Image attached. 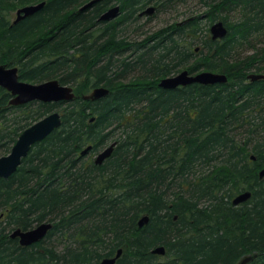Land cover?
Instances as JSON below:
<instances>
[{"label":"trees","instance_id":"trees-1","mask_svg":"<svg viewBox=\"0 0 264 264\" xmlns=\"http://www.w3.org/2000/svg\"><path fill=\"white\" fill-rule=\"evenodd\" d=\"M42 1L13 25L14 4ZM90 1L0 0V65L75 92L70 102L15 107L0 87V157L25 129L62 115V126L0 179V264H99L119 249L116 264H237L251 254V264H264V80L248 78L264 74V0H198L202 11L139 40L141 12L155 6V17L187 0H100L81 10ZM115 6L121 16L101 21ZM218 21L230 32L213 41ZM183 70L228 82L159 87ZM97 87L110 94L85 100ZM114 141L102 165L80 155ZM246 191L252 197L233 206ZM44 222L54 226L37 244L10 237ZM159 246L163 257L152 253Z\"/></svg>","mask_w":264,"mask_h":264},{"label":"water","instance_id":"water-1","mask_svg":"<svg viewBox=\"0 0 264 264\" xmlns=\"http://www.w3.org/2000/svg\"><path fill=\"white\" fill-rule=\"evenodd\" d=\"M100 0H91L85 4L81 10L92 7ZM46 5V1L26 5L17 10V18L14 24L35 15L42 10ZM156 11L155 6H150L140 13L141 16L153 15ZM120 6H115L106 11L100 18L101 21L109 22L114 20L120 15ZM211 39L213 41L224 40L229 36V28L223 21H218L209 29ZM251 81L264 80V74L253 73L248 77ZM228 82V76L223 73L213 71H201L199 73H190L188 70L162 78L159 81V87L166 90L177 89L178 87H186L192 84L201 85H215L225 84ZM0 87L7 90L13 96L10 104L13 106H22L30 102H44V103H59L70 102L75 98L74 88L69 85H63L59 80L53 79L43 83L35 84L20 80L19 69L16 67H8L7 65H0ZM110 94V90L105 87L94 88L89 94L84 96L85 100H99ZM94 121V118L91 119ZM62 126V115L59 112H52L47 116L34 123L32 126L24 130L18 137L16 143L12 147L8 155L0 157V179H8L15 174L21 166L24 159L27 158L32 148L47 139L56 130ZM117 142H113L106 147L97 156L95 163L102 165L108 158H110L115 150ZM92 147H89L82 152L84 155ZM254 159V157H252ZM260 179H264V168L259 172ZM252 197L251 191H246L239 194L233 200V205L237 206L241 203L247 202ZM149 222V217L144 216L139 221V227L142 228ZM53 223L44 222L30 230L17 229L12 234V238H19L20 244L24 247L31 246L42 241L53 228ZM166 252L165 247L159 246L152 250L153 254L164 255ZM123 250H118L114 257L105 258L99 264H116L121 257ZM258 257L257 254L249 255L240 260L238 264H250Z\"/></svg>","mask_w":264,"mask_h":264},{"label":"rangeland","instance_id":"rangeland-1","mask_svg":"<svg viewBox=\"0 0 264 264\" xmlns=\"http://www.w3.org/2000/svg\"><path fill=\"white\" fill-rule=\"evenodd\" d=\"M198 0H187L186 3L178 7L176 11H169V12H159L153 19L150 21L147 20L148 16L142 18L139 22V25L133 29L135 33V37L137 40L143 39L145 35L151 34L152 32L158 31L165 26H169L173 23H178L184 20L185 14H189V9L192 10V13L202 11L201 4L199 5ZM22 5L14 4L12 7V14L13 19L16 18L17 10L22 8ZM229 21L234 22L237 18L236 14H231L229 17ZM134 36V35H132ZM92 157V156H91ZM89 157V158H91Z\"/></svg>","mask_w":264,"mask_h":264},{"label":"bare ground","instance_id":"bare-ground-1","mask_svg":"<svg viewBox=\"0 0 264 264\" xmlns=\"http://www.w3.org/2000/svg\"><path fill=\"white\" fill-rule=\"evenodd\" d=\"M42 2H44V1H42ZM39 3H41V2H39ZM46 3H47V2H46ZM37 4H38V3H37ZM24 6H26V5H24ZM24 6H23V7H24ZM18 10H19V9H18ZM31 17H32V16H31ZM16 18H17V15H16ZM16 18L13 19V25H16V24H14V21L16 20ZM4 65H7L8 67H16V68H18L17 66H13V65H10V64H4ZM18 69H19V68H18ZM57 80H58V79H57ZM26 82H27V81H26ZM44 82H45V81H44ZM30 83H31V82H30ZM41 83H43V82H41ZM60 83H61V82H60ZM35 84H39V83H35ZM178 88H180V87H178ZM173 90H174V89H173ZM12 97H13V96H12ZM10 102H11V101H10ZM10 105H11V104H10ZM12 106H13V105H12ZM22 106H23V105H22ZM15 107H16V106H15ZM92 118L95 119V117H92ZM92 118H91V119H92ZM37 122H38V121H37ZM91 122H92V121H91ZM31 126H32V125H31ZM28 128H29V127H28ZM25 130H26V129H25ZM20 135H21V134H20ZM20 135H19V136H20ZM16 141H17V140H16ZM114 142H117V141H114ZM15 143H16V142H15ZM40 143H41V142H40ZM112 143H113V142H112ZM112 143H110L109 145H111ZM38 144H39V143H38ZM117 144H118V142H117ZM36 145H37V144H36ZM109 145H108V146H109ZM13 146H14V145H13ZM13 146H12V147H13ZM108 146H106V147H108ZM116 146H117V145H116ZM89 147H92L91 150H89L87 153H85V154L83 155L82 152L85 151L86 149H88ZM106 147H104V148H103L102 150H100L99 152L91 153V151H92V149H93V146L90 145V146L86 147L84 150H82L81 153H80V155H81V156H89V157L92 156L91 158H93V159H94V162H95V160H96L97 156L99 155V153H100L101 151H103ZM115 148H116V147H115ZM11 149H12V148H11ZM32 149H33V148H32ZM10 151H11V150H10ZM31 151H32V150H31ZM31 151H30V152H31ZM114 151H115V150H114ZM9 153H10V152H9ZM9 153H8V154H9ZM113 153H114V152H113ZM8 154H7V155H8ZM29 154H30V153H29ZM112 155H113V154H112ZM4 156H5V155H4ZM27 157H28V156H27ZM108 159H109V158H108ZM108 159H107V160H108ZM254 159H255V157H254ZM254 159H252V160H254ZM24 160H25V159H24ZM24 160H23V161H24ZM22 163H23V162H22ZM95 164H96V163H95ZM21 165H22V164H21ZM96 165H97V164H96ZM18 169H19V168H18ZM17 171H18V170H17ZM259 172H260V171H259ZM259 178H260V177H259ZM261 180H264V179H261ZM237 196H238V195H237ZM234 199H235V198H233V200H234ZM233 200H232V205H233ZM244 203H245V202H244ZM241 204H243V203H241ZM241 204H239V205H241ZM239 205H237V206H239ZM233 206H234V205H233ZM18 229H20V228H18ZM15 230H17V229H15ZM15 230H14V231H15ZM21 230H22V229H21ZM29 230H30V229H29ZM14 231H13V232H14ZM23 231H25V230H23ZM13 232H12V233H13ZM12 233H11V234H12ZM11 234H10V237H11ZM11 238H12V237H11ZM12 239H17V240L19 241V238H12ZM44 239H45V238H44ZM40 242H41V241H40ZM19 244H20V241H19ZM20 245H21V244H20ZM21 246H22V245H21ZM23 247H24V246H23ZM119 250H120V249H119ZM165 254H166V252H165ZM165 254H164V255L154 254V255H157V256L163 257V256H165ZM251 255H254V254H251ZM257 255H258V254H257ZM247 256H249V255H247ZM245 257H246V256H245ZM243 258H244V257H243ZM256 258H257V257H256ZM256 258H255V259H256ZM255 259H254V260H255ZM239 262H240V261H239ZM239 262H238V263H239ZM252 262H253V261H252ZM252 262H251V263H252ZM238 263H237V264H238ZM251 263H250V264H251Z\"/></svg>","mask_w":264,"mask_h":264},{"label":"flooded vegetation","instance_id":"flooded-vegetation-1","mask_svg":"<svg viewBox=\"0 0 264 264\" xmlns=\"http://www.w3.org/2000/svg\"><path fill=\"white\" fill-rule=\"evenodd\" d=\"M156 10H157V9H156ZM155 13H156V11H155ZM155 13H154L153 15L148 16V17H151V18L154 17ZM120 16H121V12H120V15H119L118 17H120ZM118 17H117V18H118ZM140 17H145V16H141V15H140ZM117 18H115V19H117ZM115 19H114V20H115ZM112 21H113V20H112ZM109 22H111V21H109Z\"/></svg>","mask_w":264,"mask_h":264}]
</instances>
